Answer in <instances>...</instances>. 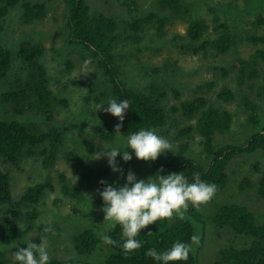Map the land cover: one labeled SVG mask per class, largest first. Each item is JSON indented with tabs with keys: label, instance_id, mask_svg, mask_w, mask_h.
I'll list each match as a JSON object with an SVG mask.
<instances>
[{
	"label": "trees",
	"instance_id": "obj_1",
	"mask_svg": "<svg viewBox=\"0 0 264 264\" xmlns=\"http://www.w3.org/2000/svg\"><path fill=\"white\" fill-rule=\"evenodd\" d=\"M105 1L109 2V0ZM156 1L160 8L142 12L138 0H115L120 10L114 13L107 12L102 3H95L93 0H64L62 27L66 33L62 36L63 43L59 49H66V46L75 47L85 56L88 54L98 61L102 77L99 84V97L95 99L102 101L104 108L108 107L107 103L110 99H116L117 102L127 99L130 102V108L125 114L120 132L115 129V126L120 123L116 117L106 112L99 114L103 119L95 134L102 142L112 143L119 136L128 138L132 133L140 130H155L168 123L170 129L178 122L177 119L168 115L169 111L167 113L162 105L167 94L163 85L153 81L149 87L138 88L124 75L116 61L118 45L122 48L127 44H133L140 50L139 45L143 38L146 43L150 41L145 36L146 27H154L157 36L163 37L166 23L174 18L188 19L186 32L190 41L188 46L195 52L211 47L223 54L233 47L236 48L238 44V33L234 30L233 24L241 21L244 15L234 17L233 11L238 7L233 2L219 0L216 12H221L223 18L218 13L213 14L212 24H210L203 16L191 17L194 0ZM246 2H248L247 7L255 11L258 8L264 9V0ZM166 8L169 10L168 13L165 11V14L163 10ZM14 9L21 11L22 22L25 24L41 20L47 14L44 1L0 0V18L6 17ZM261 15V12L255 13L257 22L264 28V17L261 18ZM209 25L215 32L213 36H205ZM248 39L262 45L249 56L238 58L237 80L240 84L257 78L260 71L264 79V33L248 35ZM43 53L44 45L40 41L20 43L16 48L0 44V82L10 80L8 87L0 91V105L4 107L6 104L9 105V111L13 115L21 116L9 118L7 116L9 113L6 112L5 117H0V159L7 167L6 169L0 167V212L3 213L0 218V264H8L13 260V253L18 247L21 248V241L30 230L44 233L43 229L50 225L55 233L61 232L56 223H44L38 219L41 211L38 206L40 203H45L44 199L49 190L60 187L61 195L55 198V203L60 204L64 197L82 201L87 208L86 214L91 216L94 204L103 202L99 191H102L105 185L100 181L116 187L115 175L109 166L99 165L89 156L78 154L73 150L62 151L66 139L65 127L62 125L67 118L64 124H61L64 118L56 117L57 111L54 106L56 96L53 87H65L67 82L66 80L53 81L42 59ZM12 56L20 61L17 66L22 72L18 68H16L18 73L13 72ZM68 63L69 70L71 63ZM173 66L172 63H165L163 66L155 67L154 72ZM9 73H14L15 76L10 79ZM80 82L77 81V83ZM261 87L264 94V82ZM175 95L179 97L176 90ZM219 96L226 100L234 97L227 87L221 89ZM244 99L245 106L249 109V119L252 124L257 125L260 122L259 107L253 100L247 97ZM64 101L63 104H67L65 99ZM180 109L187 117L200 112L196 127L202 136L203 151L210 159L209 163L202 160L200 162L185 155L189 142L183 140L172 153L169 152L163 160L158 158L151 162V167L148 165V168L153 173H158L162 168L163 172L160 173L163 175L183 172L189 182H193V173L198 172L201 180L217 185V196L226 184L227 165L235 156L264 152V127L253 132L245 144L216 145L215 133L225 134L230 130L232 113L207 104L203 97L182 101ZM176 110L177 108L173 107L171 112ZM39 116L46 120L44 126L36 120ZM190 129L191 127L178 128L175 131L177 139L183 138ZM80 146L86 147L92 155L96 150V143L89 138L84 139ZM61 152L72 166V178L69 179L63 171H60L58 182L53 183L49 172L55 170L56 160ZM28 157L40 159L47 175L26 187L21 195L22 203L20 204L12 197L11 171L19 169L22 161ZM143 163L146 165V162ZM255 164V168L259 170V163L256 161ZM120 166L124 170H131L134 167V160L123 161ZM74 176L79 177L76 184ZM239 186L242 189L254 186L257 197L264 200V172L254 181L250 177L243 176ZM91 193L95 196H90ZM198 212L190 207L186 213L190 217L188 220L174 218L157 221L141 230L136 239L142 242V247L132 253L128 259L123 255L122 229L117 226L111 231H104L121 246L108 245L101 264H162L147 257L145 253L150 248H155L158 252L168 250L176 241L191 244V237L195 235V226L200 227L197 221L194 226L192 219ZM210 224L218 228L228 226L235 234H244L251 238L249 245L245 247L221 250L222 259L228 264H264V222L260 221L256 212L248 205L222 203L214 217L207 218L201 228L205 231L207 227L210 228ZM95 225L88 224L71 235L72 242L69 246L75 252L74 258L66 260L51 258L49 264H91V257L100 255L102 249L99 232L101 225ZM214 234L218 236L220 233L215 231ZM202 240L203 237H200L199 246H196L195 252H191L186 261L169 262V264H197L199 258L197 248L202 247Z\"/></svg>",
	"mask_w": 264,
	"mask_h": 264
},
{
	"label": "rangeland",
	"instance_id": "obj_2",
	"mask_svg": "<svg viewBox=\"0 0 264 264\" xmlns=\"http://www.w3.org/2000/svg\"><path fill=\"white\" fill-rule=\"evenodd\" d=\"M44 1L47 14L46 16L36 22L25 24L22 22V15L19 9L12 10L6 17L0 18V44L7 45L11 48H16L18 44L36 43L40 41L44 45V53L42 59L48 68L50 77L53 81L66 80L65 87H53L56 100L54 106L57 111V119L61 120V124L66 131L65 147L62 151H76L81 155L89 156L92 159L96 152L102 149H109L111 147H120L123 149L127 145V138L122 136L112 143H105L99 140L95 133L99 128L102 110H97L98 105H102V101L96 100L99 97V84L101 80V68L98 61L92 56H85L83 53L66 46V49H59L62 45V36L66 33L62 24L64 21V0H34ZM95 3H102L107 12L118 13L120 7L115 0H93ZM142 12L160 8L156 0H138ZM219 0H194L193 12L191 17L203 16L208 23L212 24L213 14L218 13L221 18V12H216L218 8L217 2ZM225 2H233L238 9L233 11V15H244L239 22H234L233 28L238 33V44L229 49L227 52L221 54L216 52L211 47L195 52L188 46L189 38L186 34L189 24L188 19L174 18L166 23L165 35L163 37L157 36L154 27L148 26L145 30V36L150 39L149 42L143 41L139 45L140 50L135 48L133 44L119 48L116 53V61L120 66L124 75L129 78V81L135 87L144 88L149 87L153 81L165 87V99L162 102L168 115L175 120L177 125L169 129V123L158 127L154 131L157 135L169 140L176 148L183 140L188 141V150L185 155L194 158L197 161L209 163L210 159L203 151L201 143L202 136L200 135L196 124L200 112H196L191 117L183 114L181 102L193 99L195 97L205 98L207 104H212L219 109L229 110L233 117L231 121L230 130L225 133H215L214 143L216 145L223 144H245L255 131L261 130L264 127V94L261 87L264 82L262 73L253 80H248L243 84L238 83L237 76L238 58L247 57L261 43H254L248 39V35H260L264 33V28L256 20L255 13H262L261 18L264 17V9L258 8L256 11L247 7L248 0H222ZM113 4V5H112ZM253 7V6H252ZM258 7V4H257ZM168 8L163 10V13H168ZM165 13V14H166ZM119 16V15H118ZM215 34L212 27L209 25L205 36H213ZM203 38H205L203 36ZM68 62L71 63V68L68 70ZM20 61L12 56L13 72L18 73ZM165 63L174 64L168 69L154 72L155 67L163 66ZM20 72L22 70L19 69ZM9 78L12 79L15 74L9 73ZM10 80H2L0 88L2 91L8 87ZM77 81H81L77 83ZM229 88L233 93V98L226 100L219 96L222 88ZM175 90L178 91L179 97L175 95ZM247 97L253 100L259 107V123L254 125L249 119V109L245 106L244 98ZM59 99H62L61 101ZM64 99L67 104H63ZM176 107V112H171V109ZM6 112L9 114L7 115ZM8 116L9 118L21 117L18 114L13 115L9 111V105L5 107L0 105V117ZM106 115V113L104 114ZM103 115V116H104ZM41 126H44L46 120L40 116L36 118ZM35 123V122H34ZM39 126L37 123H35ZM43 124V125H42ZM40 127V126H39ZM191 127L190 131L184 135L183 138L177 139L175 131L178 128ZM90 139L96 143V150L94 154H89L86 147H81L80 144L84 139ZM132 160H134V167L131 169L135 173L137 180H147L149 177L155 176L149 167L151 162L139 161L135 158V154L131 149H126ZM174 151V150H173ZM172 151V152H173ZM169 153V152H168ZM162 155L159 158L163 160L168 155ZM97 164H105L107 166V159L93 160ZM259 163V170L255 168V162ZM122 156L117 157V164L119 167ZM144 165V166H143ZM0 167L6 169V164H3L0 159ZM123 169V168H122ZM63 171L67 177L72 178V166L63 156L61 152L56 160L55 170L51 173L53 183L58 182V172ZM129 170L123 169V176L121 173H114L116 187H121L126 183V176ZM227 180L223 189L218 193L216 198L212 200L207 206L203 207L193 219V224L199 222L200 227L195 226V235L203 237V244L201 248H197L199 258L197 264H228L222 259L221 250L225 248H241L249 245L251 238L247 235L235 234L228 226L215 227L210 224V228L204 231L201 225L206 223L207 218H213L218 207L222 203H241L248 205L253 209L260 221L264 222V200L259 199L257 190L254 186L241 188L239 181L243 176L250 177L253 181L264 172V152H252L248 155H237L227 165ZM177 173V172H176ZM163 175L162 173H159ZM47 175V171L42 167L40 159L36 157H28L22 161L19 169H12L11 171V192L15 201L22 203L20 198L28 185L34 184L42 180ZM60 187L56 190H49L45 197V203H40L41 208L38 219L44 223H56L60 229V233L45 234L35 230H30L25 234L21 241V248H26L29 242L36 244L41 243V238H46L48 243V253L51 258L70 259L74 258L75 252L69 246L72 242L71 235L88 226H100V237L102 249L100 255L96 254L91 257V264H101L104 256L107 253L108 244L102 240L103 235L107 229V222L104 221V213L102 211L103 202L95 203L93 206L92 215L86 214V206L82 201H77L69 197H64L60 204L55 203V198L61 195ZM94 197L95 194L91 193ZM3 215L0 212V218ZM86 222L88 224H86ZM208 229L210 231H208ZM215 231H219V235H215ZM100 246V245H99ZM195 252L196 245H192ZM99 257V258H98ZM8 264H18L14 259Z\"/></svg>",
	"mask_w": 264,
	"mask_h": 264
},
{
	"label": "clouds",
	"instance_id": "obj_3",
	"mask_svg": "<svg viewBox=\"0 0 264 264\" xmlns=\"http://www.w3.org/2000/svg\"><path fill=\"white\" fill-rule=\"evenodd\" d=\"M108 107L98 105L97 110H102L116 117L120 123L115 126L116 131L120 132L130 102L124 99L117 102L110 99ZM131 149L135 158L143 162H154L160 156L173 151V145L166 138L156 134L154 130H140L132 133L127 138V145L123 149L111 147L96 152L93 160L106 158L109 167L114 173H121L123 169L117 164V157L122 156L124 162L132 160V155L126 150ZM159 172L147 178L139 179L131 170L126 176V183L121 187H114L105 181H100L105 185L99 195L103 200L102 211L104 221L107 222L106 231H111L119 226L122 229L121 239L123 240L122 250L126 259L131 254L142 247V242L136 239L141 230L148 228L157 221L172 220L179 218L188 220L186 215L189 208L201 211L216 196L218 187L214 183H209L200 179L199 173H193V182H189L187 177L181 173H169L161 175ZM79 177L74 176L76 184ZM44 233L55 235V230L49 225L43 229ZM102 240L105 244L121 246L109 235H103ZM199 246L200 237L193 235L191 244L176 241L170 249L158 252L155 248H150L145 253L153 260L169 264V262L186 261L191 252L192 245ZM13 259L18 264H49L50 256L48 253V243L46 238H41V243L29 242L26 248H17L13 253Z\"/></svg>",
	"mask_w": 264,
	"mask_h": 264
}]
</instances>
